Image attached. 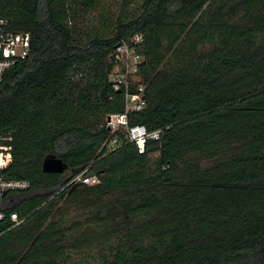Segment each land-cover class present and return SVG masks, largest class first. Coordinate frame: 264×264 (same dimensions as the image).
Here are the masks:
<instances>
[{
	"label": "trees",
	"instance_id": "trees-1",
	"mask_svg": "<svg viewBox=\"0 0 264 264\" xmlns=\"http://www.w3.org/2000/svg\"><path fill=\"white\" fill-rule=\"evenodd\" d=\"M98 4L0 0L31 35L0 81L3 174L30 183L4 197L0 264H264V0H119L83 37L79 15ZM136 34L145 107L128 123L159 131L142 153L105 126L124 111L112 53ZM48 156L62 173L43 172Z\"/></svg>",
	"mask_w": 264,
	"mask_h": 264
},
{
	"label": "built area",
	"instance_id": "built-area-1",
	"mask_svg": "<svg viewBox=\"0 0 264 264\" xmlns=\"http://www.w3.org/2000/svg\"><path fill=\"white\" fill-rule=\"evenodd\" d=\"M144 38L136 34L126 40H122L112 53L113 67L108 80L114 91L122 93L124 98V111L120 114H110L105 118V126L112 132L122 131L128 142L135 143L138 151H144L148 139H159V131L149 133L143 125H129L128 113L141 111L145 107V84L141 80L140 72L143 64L141 53ZM31 47V35L26 31L12 29L9 22L0 19V81L4 72L16 62L27 58ZM117 144V138L111 141V145ZM14 149L13 133H0V222L5 218L4 197L9 192L23 191L30 187L25 180L16 181L5 178L3 172L12 162ZM73 181L91 185L98 183L96 175H77ZM11 220L17 223L15 214Z\"/></svg>",
	"mask_w": 264,
	"mask_h": 264
},
{
	"label": "rangeland",
	"instance_id": "rangeland-1",
	"mask_svg": "<svg viewBox=\"0 0 264 264\" xmlns=\"http://www.w3.org/2000/svg\"><path fill=\"white\" fill-rule=\"evenodd\" d=\"M138 3L130 7L129 10L134 12L137 9ZM82 8L80 7L79 10ZM119 9V0H99V4L93 10H88L83 14L79 12V22L81 27V32L84 33L83 37L88 34H93L97 32V29H100L101 25V15L107 14L111 19L117 15ZM20 196L15 194H10L6 200V206H10L20 200ZM70 214V213H69ZM98 250H94L92 254H96ZM75 264H86V259L83 254L74 255L71 254ZM91 263V262H90Z\"/></svg>",
	"mask_w": 264,
	"mask_h": 264
},
{
	"label": "water",
	"instance_id": "water-1",
	"mask_svg": "<svg viewBox=\"0 0 264 264\" xmlns=\"http://www.w3.org/2000/svg\"><path fill=\"white\" fill-rule=\"evenodd\" d=\"M66 168V164L59 158L48 156L42 163V170L45 173L60 174Z\"/></svg>",
	"mask_w": 264,
	"mask_h": 264
},
{
	"label": "flooded vegetation",
	"instance_id": "flooded-vegetation-1",
	"mask_svg": "<svg viewBox=\"0 0 264 264\" xmlns=\"http://www.w3.org/2000/svg\"><path fill=\"white\" fill-rule=\"evenodd\" d=\"M15 195H18L19 196V194H15Z\"/></svg>",
	"mask_w": 264,
	"mask_h": 264
}]
</instances>
